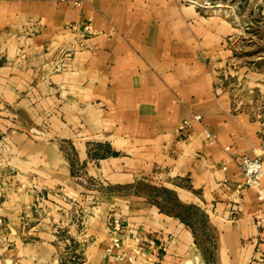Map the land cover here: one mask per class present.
<instances>
[{
	"label": "crops",
	"instance_id": "obj_1",
	"mask_svg": "<svg viewBox=\"0 0 264 264\" xmlns=\"http://www.w3.org/2000/svg\"><path fill=\"white\" fill-rule=\"evenodd\" d=\"M74 1L0 0V264H264L240 165L264 161V120L227 82L264 91L230 66L243 28L187 0ZM150 179L206 213L212 258L132 187Z\"/></svg>",
	"mask_w": 264,
	"mask_h": 264
},
{
	"label": "rangeland",
	"instance_id": "obj_2",
	"mask_svg": "<svg viewBox=\"0 0 264 264\" xmlns=\"http://www.w3.org/2000/svg\"><path fill=\"white\" fill-rule=\"evenodd\" d=\"M201 6L208 8L211 11H216L222 15H226L230 19L236 21V23L243 28L244 35L240 37L235 46L236 53L231 61V68L235 71L239 70L241 64L248 66L253 70H264V48L258 46L255 43H249L245 39L253 40L262 36L264 39V16H262L259 9L263 7L264 0H191ZM262 9V8H261ZM257 26V28H253ZM252 38V39H251ZM263 45V44H262ZM241 63V64H240ZM228 84L234 88L236 97L239 101L246 103L245 108L252 111L255 116L264 120V91L259 88H252L242 81L240 83L236 76L230 77L227 80ZM151 180V179H150ZM150 183L154 186L164 187L162 180H154ZM155 183V184H154ZM127 189H130L126 187ZM141 191V194H151L155 199H160L165 196L166 198L173 199V193H166L164 191L152 190L149 191L145 187ZM178 197V194L176 192ZM179 199V197H178ZM171 206V204L169 205ZM200 210L190 209L187 213L191 216L194 226L198 229V245L205 258H212V254L215 249L216 235L210 230L211 224L208 218L205 219L200 213ZM206 214V213H205ZM210 230V231H208Z\"/></svg>",
	"mask_w": 264,
	"mask_h": 264
},
{
	"label": "built area",
	"instance_id": "obj_3",
	"mask_svg": "<svg viewBox=\"0 0 264 264\" xmlns=\"http://www.w3.org/2000/svg\"><path fill=\"white\" fill-rule=\"evenodd\" d=\"M188 2H193L191 0H187ZM74 3L76 5H79L80 2L78 0H75ZM76 28V27H74ZM87 29L90 28V26H86ZM197 118H199V116H197ZM207 136L209 138H214L215 135L208 133ZM240 165L243 169V172L245 174V186L247 188H256L258 190V197L259 200L261 202L264 203V182H263V178H264V161L260 158H250V157H243L241 159ZM224 169H227L226 167H224ZM4 227V221L3 219L0 217V232L2 231ZM112 228L116 233H120L124 230L125 228V222L121 217H113L112 218ZM132 240L135 244H140L142 242V237L134 234L132 236ZM122 246V241L119 239H114L112 240L111 245H109L106 248V252L108 254H112L115 248H121ZM118 258H121V256H119ZM129 260L131 262V264H134L136 261V256L135 255H131L129 257ZM253 264V262L251 263Z\"/></svg>",
	"mask_w": 264,
	"mask_h": 264
},
{
	"label": "trees",
	"instance_id": "obj_4",
	"mask_svg": "<svg viewBox=\"0 0 264 264\" xmlns=\"http://www.w3.org/2000/svg\"><path fill=\"white\" fill-rule=\"evenodd\" d=\"M253 28H257V26H255ZM262 47L264 48V46H262ZM142 186L147 188L149 191L158 190V191H164L166 193H173L174 198L172 200L169 198H166L165 196L161 197L158 200V199H155L153 196H151V194H145L144 193V195H146L150 199L151 202H153L154 204L159 206L162 211L180 217L184 222H186L188 225H190L195 230V232H197V237H198V229L194 226L193 221L191 220V216L187 213V211L190 209L199 210L200 209L199 207H197L196 205H193V204L182 203L178 199L176 192L174 190H171V189L166 188V187L162 188V187L154 186L150 183H144L142 181L138 182L137 184L133 185L132 187L135 189L136 193L141 194L140 189L141 190L143 189V188H141ZM170 204H171V206H169ZM200 213L203 215V217H205V219H207V215L205 214L204 211L200 210Z\"/></svg>",
	"mask_w": 264,
	"mask_h": 264
}]
</instances>
